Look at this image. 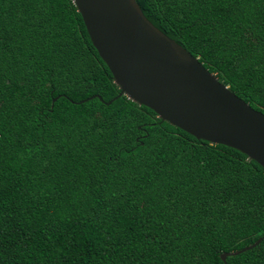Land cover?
Returning <instances> with one entry per match:
<instances>
[{"label":"trees","instance_id":"1","mask_svg":"<svg viewBox=\"0 0 264 264\" xmlns=\"http://www.w3.org/2000/svg\"><path fill=\"white\" fill-rule=\"evenodd\" d=\"M264 113V0H137ZM121 88L73 0H0V264H264V167Z\"/></svg>","mask_w":264,"mask_h":264},{"label":"water","instance_id":"2","mask_svg":"<svg viewBox=\"0 0 264 264\" xmlns=\"http://www.w3.org/2000/svg\"><path fill=\"white\" fill-rule=\"evenodd\" d=\"M114 81L140 105L199 139L236 148L264 167V113L159 29L137 0H73ZM264 237L241 250L258 245Z\"/></svg>","mask_w":264,"mask_h":264},{"label":"snow or ice","instance_id":"3","mask_svg":"<svg viewBox=\"0 0 264 264\" xmlns=\"http://www.w3.org/2000/svg\"><path fill=\"white\" fill-rule=\"evenodd\" d=\"M33 2H39V3H53V2H59V0H33ZM78 2V0H76ZM0 231H2V213H0ZM264 235V233H262Z\"/></svg>","mask_w":264,"mask_h":264},{"label":"clouds","instance_id":"4","mask_svg":"<svg viewBox=\"0 0 264 264\" xmlns=\"http://www.w3.org/2000/svg\"><path fill=\"white\" fill-rule=\"evenodd\" d=\"M139 104V103H138Z\"/></svg>","mask_w":264,"mask_h":264}]
</instances>
